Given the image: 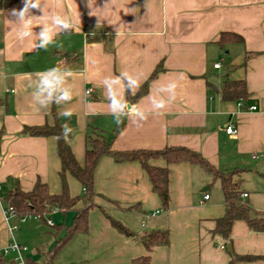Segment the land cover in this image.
Segmentation results:
<instances>
[{"label":"crops","instance_id":"1","mask_svg":"<svg viewBox=\"0 0 264 264\" xmlns=\"http://www.w3.org/2000/svg\"><path fill=\"white\" fill-rule=\"evenodd\" d=\"M42 3L45 15L32 10L38 17L33 36L25 40L18 38L20 25L11 16L23 0L0 9V264H15L14 253H3L13 241L27 247L22 254L28 264H42L76 214L54 210L44 220L16 212L6 217L10 189L29 192L41 183L51 194L61 191L55 137L23 135L25 127H71L65 141L79 164L98 136L114 152L187 148L221 173L240 171V199L251 218H263L264 158L252 156L264 153V0H148L147 9L146 0ZM52 13L69 17L74 27L56 35L46 49L37 48L38 26ZM226 35L241 41L222 40ZM53 66L73 73V99L43 109L32 99V85L37 73ZM123 71L142 86L148 82L145 94L127 96L137 108L152 113L151 98L167 100L159 89L174 80L179 84L175 100L141 126L127 117L118 125L109 114L103 80ZM226 80L244 83L245 102L221 99ZM250 106L257 110L247 111ZM229 125L234 134L225 132ZM150 164L165 166L160 159ZM66 183L81 207L82 186L70 175ZM94 193L87 231L76 234L52 264H131L147 253L137 238L153 230L167 231L168 244L150 252V264H229L231 253L255 258L233 264H264V232L238 220L231 226L230 245L212 234L225 212L223 193L219 179L198 165L169 166L166 210L138 162L103 156L94 170ZM109 218L134 235L118 232Z\"/></svg>","mask_w":264,"mask_h":264},{"label":"trees","instance_id":"2","mask_svg":"<svg viewBox=\"0 0 264 264\" xmlns=\"http://www.w3.org/2000/svg\"><path fill=\"white\" fill-rule=\"evenodd\" d=\"M14 2L15 0H1L0 9L8 7ZM222 40L240 42L241 38L236 35H226L224 38L222 36ZM147 86L148 82L142 86L138 96L145 94ZM219 93L222 100H241L245 102L248 98L242 81H224ZM60 133L61 128L57 123H54L53 126L46 124L41 127H25L22 130L23 135L53 136L55 139ZM110 147V142L106 141L102 136L91 139L84 154V161L79 164L65 139H56V151L60 160V193L51 194L48 187L41 183L35 184L29 192H23L19 188H13L8 191V205L21 216H35L44 220V217L50 215L54 210L62 214H66L71 210L76 212L72 224L66 227L64 235L55 241L54 246L47 253L46 259L42 264H52L56 255L76 234L87 231L88 212L94 207V170L103 156H109L119 163L138 162L146 172L152 190L158 196L164 210L168 208L169 204V166L180 163L198 165L214 179H219L223 193L225 212L223 217L216 221L212 234L222 238L230 245L231 226L238 220L244 221L253 232H264V218H251L249 216L250 208L240 199V194L242 193L240 189L241 180L238 178L240 171L221 173L214 169L200 154L184 147L165 148L159 151L140 150L130 152H114ZM156 159L163 160L165 166L151 165L150 161ZM66 175L72 176L83 188V205L79 208L76 207L79 199L71 197L69 194ZM109 220L111 225L121 234L125 236L134 235L133 232H130L118 221L112 218H109ZM137 239L144 246L147 253L134 259L131 264H150V252L157 246L168 244V232L153 230L142 233ZM254 259L251 256H236L231 253L229 264L238 261H252Z\"/></svg>","mask_w":264,"mask_h":264},{"label":"clouds","instance_id":"3","mask_svg":"<svg viewBox=\"0 0 264 264\" xmlns=\"http://www.w3.org/2000/svg\"><path fill=\"white\" fill-rule=\"evenodd\" d=\"M148 0H146L145 7L147 9ZM39 10L42 15H45V5L42 0H23V7L21 9H13L11 16L13 22L20 25V30L17 35L20 40H25L33 36L32 23L33 19L37 18L32 10ZM91 14V13H90ZM39 32L35 35L38 37L39 43L37 48L46 49L47 46L53 43L55 36L60 32L68 31L74 27L72 20L59 13H52L49 15L48 21L39 25ZM73 73L59 66H53L37 73L35 82L32 85V99L40 108L49 109L52 105L66 104L73 99V88L69 83V79ZM181 78H182V74ZM103 86L106 91V98L108 101L109 114L113 117L115 122L119 125L124 118H128L133 124L141 126L150 114L162 115L171 101L176 98L177 88L179 84L177 81H172L160 88L161 93H166L168 99L163 97L151 98L152 113L146 112L131 104L127 96L135 95L141 88V81L138 77L132 75L127 71L120 72L117 75L106 77L103 80ZM66 117H71L72 113L65 111L62 113ZM73 131L68 125L62 126L61 133L56 137L57 140L64 138L67 139ZM2 212V208H0ZM13 250H18V245H12ZM23 264V258L19 257Z\"/></svg>","mask_w":264,"mask_h":264},{"label":"built area","instance_id":"4","mask_svg":"<svg viewBox=\"0 0 264 264\" xmlns=\"http://www.w3.org/2000/svg\"><path fill=\"white\" fill-rule=\"evenodd\" d=\"M214 67L218 68L219 65H215ZM89 93H90V90H87L86 94H89ZM242 105H243V103L240 101L238 103V106L241 107ZM256 110H257L256 106H250V107L247 108V111H249V112H253V111H256ZM225 132L228 135L234 134L235 133L234 127L232 125L227 126L225 128ZM252 158L254 160H257V159H260V158H264V153H259L257 155H253ZM242 197L246 198L247 194H242ZM206 199H208L207 195L204 196V200H206ZM13 215H15V211H14V209L12 207H9L7 209V212H6V217L7 216H13ZM260 215L264 218V209H262L260 211ZM49 224H51V222H49ZM13 244L18 245V250H13V248H12ZM221 249H225V247L221 246ZM26 250H27L26 246L18 244V243L13 241L8 247L4 248L3 253H4V255H7L8 253H14L15 254V258H14V263L15 264H22V262L19 259V257L23 258V264H28L27 260L25 259V257L22 254Z\"/></svg>","mask_w":264,"mask_h":264},{"label":"water","instance_id":"5","mask_svg":"<svg viewBox=\"0 0 264 264\" xmlns=\"http://www.w3.org/2000/svg\"><path fill=\"white\" fill-rule=\"evenodd\" d=\"M227 251H228L229 253H231V246H228V247H227Z\"/></svg>","mask_w":264,"mask_h":264},{"label":"rangeland","instance_id":"6","mask_svg":"<svg viewBox=\"0 0 264 264\" xmlns=\"http://www.w3.org/2000/svg\"><path fill=\"white\" fill-rule=\"evenodd\" d=\"M60 260H61V259H59V261H60ZM54 264H56L55 261H54Z\"/></svg>","mask_w":264,"mask_h":264}]
</instances>
